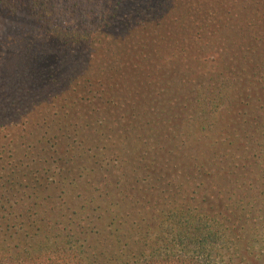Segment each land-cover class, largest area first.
Wrapping results in <instances>:
<instances>
[{
    "label": "trees",
    "instance_id": "obj_1",
    "mask_svg": "<svg viewBox=\"0 0 264 264\" xmlns=\"http://www.w3.org/2000/svg\"><path fill=\"white\" fill-rule=\"evenodd\" d=\"M19 7L36 32L0 52V264L263 250L264 0H0Z\"/></svg>",
    "mask_w": 264,
    "mask_h": 264
},
{
    "label": "rangeland",
    "instance_id": "obj_2",
    "mask_svg": "<svg viewBox=\"0 0 264 264\" xmlns=\"http://www.w3.org/2000/svg\"><path fill=\"white\" fill-rule=\"evenodd\" d=\"M35 24L31 19L29 13L24 7H19L17 10L13 12H2L0 14V47L1 54L3 55L5 52L8 53L10 47L17 46L19 42L24 41L28 38V44L32 42V39L29 38L30 33H35ZM18 59V58H17ZM15 59L14 61H17ZM13 61V64L15 63ZM17 64V63H16ZM47 64H50L47 62ZM44 64L43 67H47L48 65ZM42 67V63L40 64ZM38 67H40L38 65ZM4 71H2V75H4ZM264 243V239H263ZM251 254H244V258L242 262H239L238 255L230 261L228 259L229 255H223L222 261L219 262L217 259L216 264H264V247L263 250L261 248H256ZM253 253V254H252ZM253 255V256H252ZM257 255V256H255Z\"/></svg>",
    "mask_w": 264,
    "mask_h": 264
},
{
    "label": "flooded vegetation",
    "instance_id": "obj_3",
    "mask_svg": "<svg viewBox=\"0 0 264 264\" xmlns=\"http://www.w3.org/2000/svg\"><path fill=\"white\" fill-rule=\"evenodd\" d=\"M253 256V255H252ZM255 256H257V255H255ZM245 260H246V258H245Z\"/></svg>",
    "mask_w": 264,
    "mask_h": 264
}]
</instances>
